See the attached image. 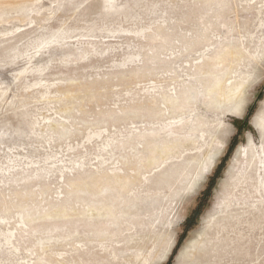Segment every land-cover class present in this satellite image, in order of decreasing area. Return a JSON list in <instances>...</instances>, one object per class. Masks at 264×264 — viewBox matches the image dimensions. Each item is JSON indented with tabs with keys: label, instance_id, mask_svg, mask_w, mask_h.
I'll return each mask as SVG.
<instances>
[{
	"label": "rangeland",
	"instance_id": "1",
	"mask_svg": "<svg viewBox=\"0 0 264 264\" xmlns=\"http://www.w3.org/2000/svg\"><path fill=\"white\" fill-rule=\"evenodd\" d=\"M262 108L264 0H0V264H264Z\"/></svg>",
	"mask_w": 264,
	"mask_h": 264
},
{
	"label": "snow or ice",
	"instance_id": "2",
	"mask_svg": "<svg viewBox=\"0 0 264 264\" xmlns=\"http://www.w3.org/2000/svg\"><path fill=\"white\" fill-rule=\"evenodd\" d=\"M257 119L259 120L261 126H264V108L261 109Z\"/></svg>",
	"mask_w": 264,
	"mask_h": 264
},
{
	"label": "trees",
	"instance_id": "3",
	"mask_svg": "<svg viewBox=\"0 0 264 264\" xmlns=\"http://www.w3.org/2000/svg\"><path fill=\"white\" fill-rule=\"evenodd\" d=\"M216 177V175H214L212 178H211V181H210V183L208 184V187L205 189V191L206 190H210L211 189V187H212V185H213V180H214V178ZM212 182V183H211ZM169 264V263H168Z\"/></svg>",
	"mask_w": 264,
	"mask_h": 264
}]
</instances>
